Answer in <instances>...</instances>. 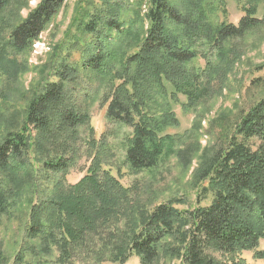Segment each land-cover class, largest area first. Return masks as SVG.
<instances>
[{
    "label": "trees",
    "instance_id": "1",
    "mask_svg": "<svg viewBox=\"0 0 264 264\" xmlns=\"http://www.w3.org/2000/svg\"><path fill=\"white\" fill-rule=\"evenodd\" d=\"M133 1L143 10L144 31L136 35L129 27L139 20L129 21L123 4L80 1L73 25L85 37L83 43L74 39L82 62L70 63L65 56L54 61L0 139V215L26 195V237L39 243H26L14 264H28L29 253L41 262L53 250L58 252L53 264L77 259L125 264L134 255L140 264L166 259L179 264H248L245 251L264 260V95L240 115L224 144L205 154L196 177L199 202L212 196L209 204L179 208L187 202L172 198L153 208L137 205L132 211L136 217L128 211L135 203L132 187L122 185L109 168L113 150L107 131L97 137L86 98L78 99L75 93L81 77L107 83L101 104L113 125L111 134L121 126L131 130L125 137V163L135 173L153 169L178 151L176 135L167 132L180 125L171 102L183 94L187 106L195 107L213 83L209 74L217 70L200 47L217 49L216 58L223 59L229 39L262 25L254 16L256 4L246 9L238 25H215L207 0ZM10 2L0 0V84L23 69L22 55L66 0H40L15 23L1 16ZM131 42L137 50L127 53ZM198 56L208 59L207 69L191 66ZM183 152L179 150L181 157ZM84 154L90 160L86 174L71 183L70 169ZM127 211L131 214L122 225ZM5 262L0 247V264Z\"/></svg>",
    "mask_w": 264,
    "mask_h": 264
},
{
    "label": "rangeland",
    "instance_id": "2",
    "mask_svg": "<svg viewBox=\"0 0 264 264\" xmlns=\"http://www.w3.org/2000/svg\"><path fill=\"white\" fill-rule=\"evenodd\" d=\"M81 0H66L57 15L48 24L38 41L22 55L23 69L12 75L9 83L0 84V139L15 121L14 112L23 110L33 91L38 88L45 75L52 69L54 61L57 63L61 57H67L70 63L82 62V53L74 42L75 37L83 43L85 37L79 34L73 19L76 15ZM99 1V0H97ZM123 4L126 17L129 21L139 20L134 27H129L134 35L143 33V10L133 0H112ZM40 0H11L8 8L1 13L11 22H16L27 16ZM256 4L257 13L254 16L261 20L262 25L249 31L242 37L229 39L225 45L227 54L223 59L216 58L217 49L200 47L201 51L208 53V58L214 65L216 73L209 74L212 85L206 90V96L197 102L195 107L187 106L188 99L183 94H178V100L171 102L179 120V126L169 127L167 132L176 135L175 148L177 153L163 157L158 165L150 170L133 172L125 163V137L130 128L121 126L117 133L111 134L113 125L108 124L106 107L102 106V96L107 92L108 85L99 80L86 81L81 77L80 88L75 91L78 99L86 98L85 102L91 112V123L96 130L98 138L103 133L108 134V143L113 150V160L109 168L125 187H132L135 203L128 211H136L137 205L153 208L172 198L184 199L187 204H179V208L207 205L212 196L199 202V187L196 173L207 157V153L214 151L219 145L224 144L227 137L232 134L234 124L242 113L247 112L264 95V0H207L210 20L215 24L222 22L238 25L247 14V8ZM141 12V17L138 15ZM147 26V22H144ZM147 28V27H146ZM88 37V36H87ZM126 47L127 53L137 50L136 46ZM60 47L58 51V47ZM55 51L58 56H55ZM208 59L198 56L191 62V66L198 69H207ZM84 77V76H83ZM51 79H55L50 76ZM5 83V84H4ZM167 85L171 92L172 86ZM211 94V95H210ZM208 95V96H207ZM207 97V98H206ZM18 119V118H17ZM22 120V116L20 117ZM17 125V123L15 122ZM20 125V124H18ZM83 137H88L86 128H80ZM113 133V132H112ZM33 135H35L33 133ZM107 136V135H106ZM183 149V157L179 150ZM90 160L86 155L70 169L67 179L71 183L78 182L87 171ZM12 187L11 183H8ZM199 195V196H198ZM26 195L19 198V203L13 202L7 210L0 215V247L6 256L4 264H14V259L26 243L38 246V241L26 237L28 225L29 204ZM13 199L9 200L11 203ZM126 213L120 223L123 225L131 212ZM137 217V212H132ZM119 223V224H120ZM29 241V242H28ZM263 247V245H262ZM29 251V250H28ZM58 255L53 250L52 255L44 256L41 262L38 258L27 255L28 264H53ZM243 256L248 264H264V260L256 259L253 252L245 251ZM87 260L74 261L73 264H88ZM178 260L166 259L158 264H179ZM103 264L114 263L108 259ZM125 264H140L139 258L131 256Z\"/></svg>",
    "mask_w": 264,
    "mask_h": 264
},
{
    "label": "built area",
    "instance_id": "3",
    "mask_svg": "<svg viewBox=\"0 0 264 264\" xmlns=\"http://www.w3.org/2000/svg\"><path fill=\"white\" fill-rule=\"evenodd\" d=\"M39 43H40V41H37L35 44H36V45H39Z\"/></svg>",
    "mask_w": 264,
    "mask_h": 264
}]
</instances>
